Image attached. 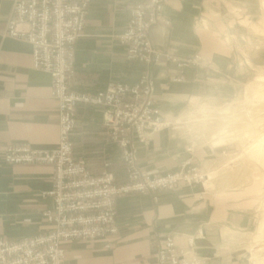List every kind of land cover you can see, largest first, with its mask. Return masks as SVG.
I'll return each instance as SVG.
<instances>
[{
    "label": "crops",
    "instance_id": "obj_1",
    "mask_svg": "<svg viewBox=\"0 0 264 264\" xmlns=\"http://www.w3.org/2000/svg\"><path fill=\"white\" fill-rule=\"evenodd\" d=\"M144 0H91L83 36L71 61V91L93 95L116 84L134 85L146 65L128 60L118 37L131 8ZM13 0H0V237L15 241L45 233L50 226L42 212L53 206V168L43 164L8 165L5 148L28 144L53 149L58 144L57 103L51 77L32 68L31 46L4 36ZM259 0H165L150 38L154 45L180 59L200 58L197 65L178 68L160 61L151 67L155 77L154 106L165 121L178 120L198 99L214 104L232 100L246 81V60L237 46L248 31L243 18H253ZM259 66L262 62L256 61ZM181 79L174 82L173 79ZM74 158L84 160L92 174L105 163L120 173L119 148L102 127L103 109L80 105L74 110ZM215 153L192 148L174 127L147 135L137 144L140 169L154 176L205 168ZM206 181L174 190L130 193L117 198V233L96 240L63 243L64 264H157L163 238L175 234L179 248L201 232L197 253L204 264H264L244 247L257 222L258 190L241 193ZM117 182L124 183L118 176Z\"/></svg>",
    "mask_w": 264,
    "mask_h": 264
},
{
    "label": "built area",
    "instance_id": "obj_2",
    "mask_svg": "<svg viewBox=\"0 0 264 264\" xmlns=\"http://www.w3.org/2000/svg\"><path fill=\"white\" fill-rule=\"evenodd\" d=\"M165 0H144L129 13L124 32L118 37L128 60L143 62L147 69L131 86L116 84L93 95L71 91V61L83 36L91 0H13L4 36L28 43L32 68L51 77L52 97L57 103L59 138L53 149H37L28 144L5 148L2 159L8 165L43 164L53 168L52 189L46 193L53 206L42 212L50 230L15 241L0 237V264H64L63 243L73 240L103 239L117 233V198L130 193L174 190L177 185L202 183L205 175L196 168L162 176L143 172L137 160V144L147 135L169 127L154 106L155 77L151 67L160 62L178 68L197 65L200 58L180 59L153 44L152 29L167 24L162 11ZM180 82L181 79H173ZM103 109L102 127L120 150V173L105 163L92 174L84 160L74 158L72 133L76 125V105ZM118 176L124 183L117 182ZM168 234L156 254L157 264H204L197 253L201 232L186 238L187 246L176 245Z\"/></svg>",
    "mask_w": 264,
    "mask_h": 264
},
{
    "label": "rangeland",
    "instance_id": "obj_3",
    "mask_svg": "<svg viewBox=\"0 0 264 264\" xmlns=\"http://www.w3.org/2000/svg\"><path fill=\"white\" fill-rule=\"evenodd\" d=\"M259 4L255 17L241 21L248 34L236 49L248 71L237 95L219 104L198 99L169 127L185 136L192 148L215 151L200 170L206 185L213 180L218 187L241 193L259 191L257 222L243 248L264 263V0Z\"/></svg>",
    "mask_w": 264,
    "mask_h": 264
},
{
    "label": "trees",
    "instance_id": "obj_4",
    "mask_svg": "<svg viewBox=\"0 0 264 264\" xmlns=\"http://www.w3.org/2000/svg\"><path fill=\"white\" fill-rule=\"evenodd\" d=\"M80 105H83V104H78V105H76L75 108H74V110H75L78 106H80ZM73 114H74V111H73Z\"/></svg>",
    "mask_w": 264,
    "mask_h": 264
}]
</instances>
